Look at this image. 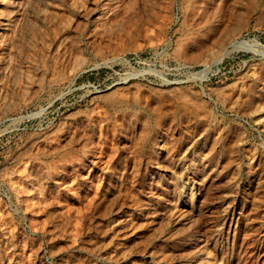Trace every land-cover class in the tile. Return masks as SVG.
<instances>
[{
  "label": "rangeland",
  "instance_id": "374dc122",
  "mask_svg": "<svg viewBox=\"0 0 264 264\" xmlns=\"http://www.w3.org/2000/svg\"><path fill=\"white\" fill-rule=\"evenodd\" d=\"M20 1L0 264H264V0Z\"/></svg>",
  "mask_w": 264,
  "mask_h": 264
},
{
  "label": "bare ground",
  "instance_id": "6f19581e",
  "mask_svg": "<svg viewBox=\"0 0 264 264\" xmlns=\"http://www.w3.org/2000/svg\"><path fill=\"white\" fill-rule=\"evenodd\" d=\"M20 0H0V22H2V19H5L7 17V20H9V25H11L12 27L17 26L18 18H19V6H20ZM27 2V1H26ZM29 2V1H28ZM24 3V2H23ZM27 5V4H26ZM28 6V5H27ZM32 6V5H31ZM29 12V11H28ZM28 14V13H27ZM5 17V18H4ZM25 19V18H24ZM18 21V22H17ZM22 21V20H21ZM24 21V20H23ZM9 27V26H8ZM11 27V29H12ZM13 27V28H14ZM5 29V30H4ZM2 30H0V44L2 45L3 42L5 40V37H7L5 31H7L6 28H4ZM10 29V30H11ZM21 32V31H20ZM10 33V32H9ZM15 34V33H14ZM5 42V41H4ZM10 42V41H8ZM2 47V46H1ZM4 47V46H3ZM1 49V48H0ZM5 51V50H4ZM3 51V52H4ZM4 56V55H3ZM2 57V56H1ZM3 58V57H2ZM2 62V61H1ZM2 65V64H1ZM186 211V210H185Z\"/></svg>",
  "mask_w": 264,
  "mask_h": 264
}]
</instances>
